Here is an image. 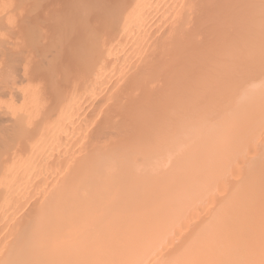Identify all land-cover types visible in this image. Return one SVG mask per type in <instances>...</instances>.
I'll use <instances>...</instances> for the list:
<instances>
[{"label": "bare ground", "instance_id": "bare-ground-1", "mask_svg": "<svg viewBox=\"0 0 264 264\" xmlns=\"http://www.w3.org/2000/svg\"><path fill=\"white\" fill-rule=\"evenodd\" d=\"M191 1L120 0L112 10L104 6L101 31L89 29L77 44L80 51L85 46L75 62L82 83L73 81L67 94L56 97L53 118L37 129L33 120L44 102L40 83L28 82L31 59L27 55L21 66L14 53L5 51L0 74V264H264V0H197L209 10L217 3L211 15L205 12L211 17L217 13L210 17L214 35L205 41L193 35L196 31L192 36L187 32L188 17L199 7ZM81 2L74 5L83 14L93 11L91 2ZM17 3L0 0L5 30L15 24L14 11L22 15L24 6ZM50 18L64 19L61 14ZM24 32L32 49L41 33ZM167 34L175 38L170 46ZM163 49L173 59L175 49L182 57V62L173 60L185 67L174 79L177 87L162 90L163 97L134 99L138 86L161 89L154 84L155 74L137 64ZM47 68L49 75L53 68ZM124 102L125 108H134L129 118L125 114L126 119L98 123ZM119 108L123 114L124 107ZM64 141L71 143V151L66 153L67 146L59 151L68 156L62 163L54 150Z\"/></svg>", "mask_w": 264, "mask_h": 264}, {"label": "rangeland", "instance_id": "rangeland-1", "mask_svg": "<svg viewBox=\"0 0 264 264\" xmlns=\"http://www.w3.org/2000/svg\"><path fill=\"white\" fill-rule=\"evenodd\" d=\"M15 2V3H17V0H11V2ZM20 3H22L21 5H23L24 7H21V6H18L19 8L21 7L22 8V10L20 11V9H19V13L20 12H22V15L21 16H17L18 15V10L17 11H14L15 13H14V15H16V18H15V16H14V26H10V27H12V29L9 27V30H5V29H8V27L6 28L5 26L3 27V26H0V30H3V32H2V34H4V36H1V38H0V42L1 43H3V45H5L6 44V46H7V42L11 39V41H9V43L10 42H12V43H10V44H8V46L6 47V46H3L1 43H0V46L2 47V49H1V47H0V49L3 51V52H1L0 53V74L2 73V71L5 69V66H6V55H7V53H9L10 54V52H11V54H13L14 53V56H16V57H18L20 60H19V64L22 66L23 64H24V61L26 60L25 58H27V55H28V57L31 59V60H29L30 61V65L27 63V65L28 66H31V67H28V69H30V70H28L27 69V71H28V79H29V81L28 82H30V84H32V83H34V84H32V85H35L36 84V86H37V84H39L37 87H39L40 89H42L41 91H42V93H41V91H40V96H41V99H42V101L45 103H43V106H42V108L41 109H37V112H39V115L40 116H37V118H35L33 121V124H32V126L35 128V126H36V129L37 128H39L40 127V124L44 121V120H46V119H48V118H50V117H52L53 115V111L55 110V109H53L54 108V106L56 105L55 103H56V97L57 96H61V95H64V93L65 94H67L69 91H70V88H72V86L74 85L73 83H75V82H77L78 84H80V83H82L81 81L83 80L82 78H81V75H82V77H83V74L80 72V69H79V66H78V64H75V62H77L78 63V61H79V57H82V55H83V53H84V47L82 46H80V48H81V51H80V49H77V48H79V46L77 45L79 42L81 43L82 41H85V36H87V35H85V33L86 32H88L89 31V29L90 30H94V33L96 32H99V31H101L100 30V26H101V24H100V18H101V16L103 15V10H101V9H103V7L104 8H106V9H113L114 7H115V5H116V3H121L120 2V0H82L83 2H81V4L83 3L84 5L85 4H87V2H91L90 4H89V6L90 5H92L93 4V9L91 8V9H89V11H91V10H93V11H91V12H94V10H95V12H94V14L92 13L91 15H93V16H91L90 15V13L91 12H88V16H90V17H88L86 14H83V13H85V10L84 9H87L86 8V6H84L83 8V10L84 11H80V9H82L81 8V6H79L78 4H79V1L80 0H78V1H75V2H72V0H38V1H41V2H38V1H36V0H34V1H36V3H40V5H41V7H39L40 5H38V7H39V9H38V11L36 10L38 7H37V5H36V3H34L35 5H33V4H31V2H33V0H28V2H23V1H27V0H22V2L20 1V0H18ZM74 1V0H73ZM92 1H93V3H92ZM99 1H101V2H99ZM123 2H124V0H122ZM129 1V0H128ZM127 0H125V2H124V4L125 3H127L128 2ZM191 1V0H190ZM189 0H188V3L190 2ZM197 0H195L193 3H192V1H191V5L193 6L194 4H196V7L197 6H199L198 5V3L200 4L201 3V1H198V3H195ZM98 3V4H100L101 5V7H97V5L95 4V3ZM20 3H19V5H20ZM75 3H78L77 5V7H78V9L77 10H79L78 11V13L79 12H81L82 14L81 15H83L82 17L80 16V14H79V16L77 15L78 13L76 12V5H74ZM103 3V4H102ZM18 4V3H17ZM70 4V5H69ZM83 4H82V6H83ZM15 5V4H14ZM74 5V6H73ZM88 5V4H87ZM99 5V6H100ZM103 5V6H102ZM114 5V6H113ZM200 5H203V3L202 4H200ZM216 5H217V3L215 4V6H213V7H208V8H210V10L209 9H204V8H202V7H198V8H196V11L194 10L193 11V13H192V18H190L189 19V17H188V21L189 20H191V22H189V23H191V24H188V22H186L189 26H187L186 27V29L188 28V33H189V31H191L190 32V34H191V36H192V32H198V33H193V35H195V37H197L198 36V38H202V39H204V41L212 34V35H214V32L213 31H215V30H213V29H215L214 28V26H215V23H213V21L211 22V19H210V15L212 14V11L214 10V7H216ZM26 6V7H25ZM72 6V7H71ZM89 6H88V8H89ZM14 7H17V6H14ZM13 7V5H12V8H14ZM29 7V8H28ZM74 7H75V9H74ZM203 7H205V5L203 6ZM25 8V9H24ZM27 8V9H26ZM30 8H31V11L33 10V8L35 9V11H37V12H34V11H30V13H31V17L29 16V15H27V14H29V13H27V11H29L30 10ZM72 8V9H71ZM217 8V7H216ZM215 8V11L216 10H219L220 11V9L218 8V9H216ZM16 9V8H15ZM15 9H13V10H15ZM50 9H51V11H50ZM68 9H70V10H68ZM197 9H202V10H197ZM211 9H213L212 11H211ZM24 10V11H23ZM74 10V12H76V15L75 16H77V17H75V22H72V20L74 21V19H73V17H74V12H72L71 13V11H73ZM101 10V11H100ZM111 10H108V11H111ZM207 10V11H206ZM208 10L209 11H211V12H208ZM86 11H88V10H86ZM104 11H106L105 9H104ZM218 11V12H219ZM196 12V15H194V17H193V14ZM199 12V13H198ZM201 12L203 13V17L207 14V13H211L210 15H206L205 16V18H206V22H205V19L203 20L202 19V14H201ZM205 12H207L206 14H205ZM17 13V14H16ZM56 13H58V14H61L62 15V18H64V19H56V20H54L53 18H50V17H56V16H58V14L56 15V16H53V15H55ZM69 13V14H68ZM102 13V14H101ZM106 13H107V11H106ZM109 13V12H108ZM100 14V15H99ZM200 14V15H199ZM215 14H217V13H215ZM215 14H213L212 15V17L211 18H213V17H217V16H215ZM65 15V16H64ZM96 15V16H95ZM97 15H98V17H97ZM24 16V18H26L27 17V21L26 20H22V21H20L21 20V18ZM28 16L30 17V18H28ZM68 16V17H67ZM70 16V17H69ZM100 16V17H99ZM18 17H21V18H19L18 19ZM65 17L66 18H68L66 21L67 22H65ZM85 17H86V19H85ZM88 17V18H87ZM172 17V15L171 16H167L166 18H167V20H170V19H172L171 18ZM58 18H61V16H59ZM71 18V19H70ZM95 18V19H94ZM168 18H170V19H168ZM200 18V19H199ZM23 19V18H22ZM32 19V20H31ZM50 19H51V21H50ZM94 19V20H93ZM201 19H202V21H201ZM207 19L209 20L208 22H207ZM63 20V22H60V21H62ZM71 20V21H70ZM80 22V24L79 23H77L78 21ZM98 20V21H97ZM24 21V23H28L29 22V24L28 25H25L24 23H21V22H23ZM26 21V22H25ZM31 21V22H30ZM32 21H33V23L35 24H33L32 23ZM35 21V22H34ZM53 21V22H52ZM57 23V25H55L56 23ZM59 21V22H58ZM69 21V22H68ZM94 21H95V23H94ZM100 21V22H99ZM194 21V22H193ZM200 22V24L198 25V23ZM209 22H211V23H209ZM31 23V24H30ZM43 23V24H42ZM72 23V24H71ZM193 23V24H192ZM206 23H209L207 26H206ZM33 24V25H32ZM40 24V25H39ZM51 24L53 25V26H51ZM89 25L88 27H84L85 25ZM95 24V25H94ZM186 24V25H187ZM30 25H32V26H34L33 28L30 26ZM49 25V26H48ZM63 25H66V26H68V28L67 27H65V28H63ZM210 25V26H209ZM39 26L41 27V28H39ZM51 26V27H50ZM58 26V27H57ZM72 28H74V32H73V28L71 29L72 31H70L72 34L71 35H69L70 34V32H69V28L70 27ZM81 26V27H80ZM198 26H199V29H198ZM213 27V29H210V27ZM84 27V29H86V30H84V29H82ZM89 27H91V28H89ZM96 27V28H95ZM208 27H209V29L210 30H208ZM211 27V28H212ZM15 28V29H14ZM30 30H29V29ZM40 30H39V29ZM52 28H54L55 30H53ZM56 28H58V29H56ZM93 28V29H92ZM191 28H195L194 30L193 29H191ZM203 28V30H200V29H202ZM32 29H33V31H35L34 33H41V35H42V37H41V35H39L38 37H37V41H32V49H31V41H29V39L30 38H28V37H26L27 35H25V34H27V33H25L24 31H26V32H28V36H29V34H32L33 33V31H32ZM37 29V30H36ZM63 29H67V31H66V34H65V30L63 31ZM79 29V30H78ZM190 29V30H189ZM197 29V30H196ZM5 30V31H4ZM13 30V31H12ZM17 30V31H16ZM20 30H22V31H20ZM24 30V31H23ZM59 30H60V32H59ZM82 30H84L83 31V36H82ZM213 30V31H212ZM7 31L9 32H13V33H7ZM31 31V32H30ZM44 31V32H43ZM79 31H81V35H80V32ZM203 31H205L206 32V34H207V36L205 35V33H204V35H203ZM210 31H212V32H210ZM216 31H218V29H216ZM6 32V33H5ZM23 32L25 33L24 34V36L22 37L21 35H23ZM30 32V33H29ZM49 32V33H48ZM53 32H54V34H53ZM58 34H56V33ZM209 32V33H208ZM62 33V34H61ZM67 33H69V34H67ZM89 33V32H88ZM188 33H186V34H188ZM211 33V34H210ZM1 34V33H0ZM10 34V35H9ZM12 34V35H11ZM19 34H20V36H19ZM45 34V36H43ZM60 34L62 35L61 37H62V39H63V41H64V39H65V43H63V41L61 40L60 42H62V43H60V44H62V45H58L57 43V38H58V36L60 37ZM74 34V35H73ZM77 34V35H76ZM79 34V35H78ZM90 34V33H89ZM170 34H172V33H170ZM170 34H167L166 36H168L167 37V39L168 40H170V41H168L167 40V42L166 43H168V46H170V44H172V40H174L175 38H171V37H175V36H177L178 34H176V33H173V36H169ZM174 34H176V35H174ZM186 34H185V38L188 40V36H190V35H188V36H186ZM197 34V35H196ZM201 34V35H200ZM9 36V38H6V36ZM56 35H57V37H56ZM72 35H73V37H72ZM75 35H76V37H75ZM37 36V35H36ZM66 36V37H65ZM71 36V37H70ZM201 36V37H200ZM46 37V38H45ZM49 39H48V38ZM82 37V38H81ZM2 38L4 39V41H6L7 40V42H4L3 40H2ZM22 38H27V40L29 41L28 43L24 40V42L21 40L20 41V39H22ZM40 38H42L41 40H40ZM55 38H56V40H55ZM75 38H76V40H75ZM81 38V39H80ZM170 38V39H169ZM185 38H183V40L185 41L186 39ZM190 38V37H189ZM44 39V40H43ZM172 39V40H171ZM13 40V41H12ZM31 40V39H30ZM50 40V42H48ZM59 40H60V38H59ZM58 40V41H59ZM66 40H67V43H66ZM74 40V41H73ZM3 41V42H2ZM57 43H56V42ZM69 41V42H68ZM75 41H77V43L75 42ZM201 41H203V40H201ZM20 42H22L21 44H20ZM45 42V43H44ZM54 44V42L57 44H54L55 45V47H53L54 48V50L52 51V43ZM5 43V44H4ZM38 43H39V46L37 47V45H38ZM72 43V44H71ZM78 46V47H76V45ZM198 43V42H197ZM19 44V45H18ZM29 44V45H28ZM50 44H51V46H50ZM83 44V43H82ZM81 44V45H82ZM193 44V43H192ZM10 45H11V47H10ZM65 45V46H64ZM68 45H69V47H68ZM71 45V46H70ZM75 45V46H74ZM197 45V44H196ZM199 45V44H198ZM200 45H201V43H200ZM50 46V47H49ZM172 46V45H171ZM193 46V48L195 47V50H199V47H196V46H194V44L192 45ZM10 47V48H9ZM34 47H35V51L33 50L34 49ZM47 47V48H46ZM49 47V48H48ZM60 47V48H59ZM19 48V49H18ZM170 48V47H169ZM169 48L167 47V49L169 50ZM174 48H175V46H174ZM173 48V46L170 48L171 49V51H172V49H174ZM177 48V47H176ZM196 48H198V49H196ZM61 49V50H60ZM63 49H65V50H63ZM166 49V48H165ZM165 49H163V50H165ZM190 49H191V46H190ZM18 50H20V52L18 51ZM57 50V51H56ZM176 50V49H175ZM174 50V52H175V58L177 59V58H179L180 59V61L182 62V57L180 56H176V51ZM192 50V49H191ZM5 51H9V52H6V55H5ZM16 51H18L17 53H16ZM166 51V50H165ZM164 51V52H165ZM171 51H166L167 53H166V55H168V52H170L171 53ZM194 51V50H193ZM83 52V53H82ZM163 52V51H162ZM162 52L160 53V54H157L156 56H149L148 58H149V60H148V58L147 59H145V62L144 63H142V64H137V66L139 67V69H141V68H143L144 70H145V68H146V70L145 71H147V70H150L149 72H152V73H154L155 74V77H156V81L154 82V84H156V86L158 87V89L161 87V89H159L158 91H145V89L143 88V86L141 85V86H138L139 87V89H141V91L139 90H136V92L137 93H135L136 95H134V99H135V96H137V100H139V99H146L147 98V96L148 95H150V96H148L149 97V99L150 98H152V97H163V95H161L164 91H168V90H171L172 88H174L176 85H178L176 82H174V79H176L178 76H180L181 74H184V66H182V64L181 63H179V64H177L178 62H176V64L173 62V60H175V58L173 59V54H170L169 53V55L168 56H166L165 55V53H164V57L161 55L162 54ZM31 53V54H30ZM52 53V54H51ZM172 53H173V51H172ZM180 53V52H179ZM4 54V55H3ZM22 54V55H21ZM29 54L30 55H33V56H29ZM162 56V59L159 57L158 58V56ZM181 55V54H180ZM25 56V57H24ZM31 57H33V58H31ZM40 57V58H39ZM73 57V58H72ZM166 57H168L169 59H167ZM45 58V59H44ZM52 58H53V60H54V58H55V61H53L52 62ZM153 58H157V62H156V60L154 61V63H153V65H149L150 63H151V61H153ZM166 58V59H165ZM74 59V60H73ZM75 59L77 60V61H75ZM179 59H178V61H179ZM40 60H41V62H40ZM32 61V62H31ZM150 61V62H149ZM177 61V60H176ZM147 62H148V64H147ZM167 62V63H166ZM23 63V64H22ZM57 63V64H56ZM169 63L171 64V66L169 65ZM59 64V65H58ZM181 64V65H180ZM144 67H143V66ZM180 65V66H179ZM47 66H49V71H51L52 70V68H53V72L51 71V73H49V75H48V68H47V70H46V67ZM66 66V67H65ZM38 67H40V68H38ZM58 67V68H57ZM148 67V68H147ZM164 67H166L165 69H164ZM184 67V68H183ZM43 68V69H42ZM134 68H136V64L134 65ZM182 68V69H181ZM62 70V71H61ZM174 70L176 71H178V73H177V71L176 72H174ZM181 70V71H180ZM183 70V71H182ZM195 70V69H194ZM193 70V71H194ZM180 71V72H179ZM188 71V75L187 76H192V77H194V74L192 73V72H190V70H187ZM61 72V73H60ZM148 72V71H147ZM172 72V73H171ZM174 72V73H173ZM74 73V74H73ZM175 73H177V74H175ZM55 74V75H54ZM63 74H65V75H63ZM71 74V75H70ZM50 75H52V76H50ZM73 75V76H72ZM80 75V76H79ZM174 75V76H173ZM178 75V76H177ZM66 78H65V77ZM80 78H79V77ZM71 78V79H68V78ZM57 78H58V80H57ZM61 80H60V79ZM159 78V79H158ZM51 79H53V80H51ZM72 80V81H71ZM76 80V81H75ZM33 81V82H32ZM71 81V82H70ZM74 81V82H73ZM158 81H160V83H158ZM37 82H39V83H37ZM73 82V83H72ZM73 85H72V84ZM77 83H75V85L77 84ZM169 84V85H168ZM70 85H71V87H70ZM55 87H56V90H54L55 89ZM67 87V88H66ZM138 87H135L136 89H138ZM177 87V86H176ZM39 89V90H40ZM66 89V90H65ZM165 89V90H164ZM69 90V91H68ZM162 90H164V91H162ZM160 91H162L161 93H160ZM142 94H140V93ZM140 94V95H139ZM42 95H44V96H42ZM44 97V98H43ZM133 97V96H132ZM131 97V98H132ZM141 97V98H140ZM156 97V98H157ZM148 99V98H147ZM47 100V101H46ZM49 102V103H48ZM52 102H54V103H52ZM55 104V105H54ZM128 104L127 103H125L124 102V104L123 105H118V106H115V107H118L117 109H115V107H111L109 110H108V112H107V114L106 115H104L103 117H100L98 120H99V122L98 123H102V122H104L105 120H120V119H126V116L127 115H129L128 114V112H131L134 108H131V107H127V108H125L126 106H127ZM53 106V107H52ZM56 107V106H55ZM119 107H124V108H122L124 111H123V114H122V111H121V109L119 108ZM133 107V106H132ZM43 108H45V109H43ZM51 108V109H50ZM112 108H114L113 109V111H111L112 110ZM128 109V110H127ZM158 109H161V107H159ZM157 109V110H158ZM126 110H127V112H126ZM36 111V110H35ZM125 112V113H124ZM125 114H127L126 116H125ZM107 115H108V117H107ZM49 116V117H48ZM118 116V117H117ZM119 116H121V117H119ZM131 116V114L129 115V116H127V118H129ZM53 118V117H52ZM115 118V119H114ZM42 121V122H41ZM90 134H91V136H93V135H95L96 134V131H95V129H93L91 132H90ZM65 139H67L66 137H64ZM67 141H69V140H67ZM65 143H64V145H63V147H61L62 145H60L59 146V148L57 149L58 150V152H57V150L55 151L54 150V152H55V157H56V155L58 154V153H60V155H62V154H64V155H62V156H60V155H57L59 158H60V161H62V163H64V161L65 160H61V159H63L64 157H68V156H66L67 154L66 153H70V151H71V149H70V144L71 143H69V142H66V141H64ZM65 144H67V145H65ZM21 146V147H20ZM66 146L68 147V150L66 151V153L65 152H59L60 150H62V149H66ZM19 147L20 148H18V149H20V150H18L17 148L15 149V151H17L18 150V152H23L24 151V147L22 146V145H19ZM23 147V148H22ZM22 148V149H21ZM70 149V150H69ZM62 151H64V150H62ZM69 151V152H68ZM66 154V155H65ZM69 155V154H68ZM52 157V159L53 158H55V157ZM7 157V156H6ZM57 158V157H56ZM64 159H66V158H64ZM54 160L55 159H53V162H54ZM57 160H55V162H56ZM54 162V163H55Z\"/></svg>", "mask_w": 264, "mask_h": 264}]
</instances>
